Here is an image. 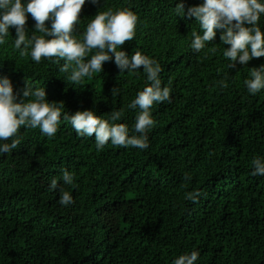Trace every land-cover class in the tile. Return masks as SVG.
I'll list each match as a JSON object with an SVG mask.
<instances>
[{"label": "trees", "instance_id": "trees-1", "mask_svg": "<svg viewBox=\"0 0 264 264\" xmlns=\"http://www.w3.org/2000/svg\"><path fill=\"white\" fill-rule=\"evenodd\" d=\"M176 2L86 0L76 38L98 11H133L136 35L122 50L157 60L170 98L152 106L144 150L109 142L98 151L95 134L82 137L63 118L51 138L22 127L18 147L0 156V264H172L192 251L195 264H264V176L253 175L251 164L264 157V90L253 96L243 83L264 57L229 68L221 30L195 53L198 25L175 16ZM183 2L187 11L203 0ZM260 23L264 29V17ZM34 24L29 14V35ZM10 33L0 46V77L11 79L14 92L27 80L70 115L93 109L108 119L114 108L123 110L117 123L132 128L138 110L127 105L148 83L142 67L121 73L110 61L72 84L59 70L64 61L20 57ZM62 170L74 175L72 185L60 179ZM61 191L74 203L62 206Z\"/></svg>", "mask_w": 264, "mask_h": 264}, {"label": "clouds", "instance_id": "clouds-1", "mask_svg": "<svg viewBox=\"0 0 264 264\" xmlns=\"http://www.w3.org/2000/svg\"><path fill=\"white\" fill-rule=\"evenodd\" d=\"M88 2L96 5L99 0ZM85 3L86 0H0V46L6 44L10 29H14V47L19 50L20 57L30 56L36 63H40L42 58L53 57L57 58L56 63L64 61L59 70L68 74L67 79L72 84H81L85 77L102 72L103 65L110 61L121 73L138 74L142 67L148 83L127 105L128 109L138 110L135 123L131 129L124 123H117L122 119L123 110L114 108L108 119H102L93 109L70 115L63 111V102L47 100L45 87L34 88L25 80L24 87L14 92L11 79L2 76L0 156L18 147L21 142L18 132L22 127L39 128L42 134L51 138L56 135L62 118L82 137L95 134L98 151L109 142L113 146L141 150L149 147L148 132L155 124L151 108L154 103L167 102L170 98V88L162 86L160 79L162 68L157 60L141 52L129 56L122 50V45L132 41L136 35L138 17L129 9L98 11L87 24L83 38L77 39L74 33ZM185 8L183 0H177L174 13L176 17L195 19L198 30L191 31L190 40L195 53L204 50L216 38L217 30H221L220 45L223 46L224 58L229 61V68L247 65L253 59L264 57V29L260 23L264 17V0H203L198 6L188 7L187 11ZM29 14L35 21L31 35L26 27ZM46 21L49 24L46 25ZM243 83L250 95L264 90V64L251 69L250 78ZM118 93V88L112 89L113 95ZM251 164L253 175L264 176V157H254ZM60 179L72 185L74 175L62 170ZM185 179L190 177L186 175ZM50 188H58L56 179L51 181ZM199 195V192L189 193L188 199L195 202ZM59 203L62 206L73 204L72 195L61 191ZM198 257L199 252L192 251L178 256L172 264H195Z\"/></svg>", "mask_w": 264, "mask_h": 264}]
</instances>
